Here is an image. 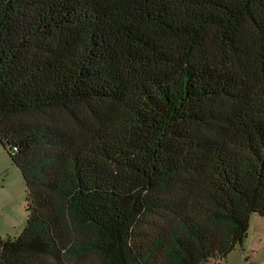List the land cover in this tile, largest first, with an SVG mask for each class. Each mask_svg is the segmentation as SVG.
I'll list each match as a JSON object with an SVG mask.
<instances>
[{
  "label": "trees",
  "instance_id": "16d2710c",
  "mask_svg": "<svg viewBox=\"0 0 264 264\" xmlns=\"http://www.w3.org/2000/svg\"><path fill=\"white\" fill-rule=\"evenodd\" d=\"M0 144V264L224 259L264 216V0H0Z\"/></svg>",
  "mask_w": 264,
  "mask_h": 264
},
{
  "label": "rangeland",
  "instance_id": "374dc122",
  "mask_svg": "<svg viewBox=\"0 0 264 264\" xmlns=\"http://www.w3.org/2000/svg\"><path fill=\"white\" fill-rule=\"evenodd\" d=\"M25 185L21 173L0 144V236L15 237L25 225ZM201 264H264V216L249 215L246 235L224 259Z\"/></svg>",
  "mask_w": 264,
  "mask_h": 264
}]
</instances>
